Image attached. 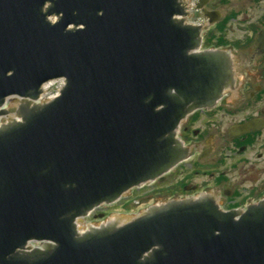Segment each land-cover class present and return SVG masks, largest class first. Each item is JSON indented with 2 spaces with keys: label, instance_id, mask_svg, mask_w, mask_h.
Listing matches in <instances>:
<instances>
[{
  "label": "water",
  "instance_id": "1",
  "mask_svg": "<svg viewBox=\"0 0 264 264\" xmlns=\"http://www.w3.org/2000/svg\"><path fill=\"white\" fill-rule=\"evenodd\" d=\"M176 14L178 0H0V107L23 99L0 108L23 119L0 126V264H264V198L244 212L165 199L77 234L79 216L163 180L182 120L232 82ZM56 77L61 94L31 106Z\"/></svg>",
  "mask_w": 264,
  "mask_h": 264
},
{
  "label": "flooded vegetation",
  "instance_id": "2",
  "mask_svg": "<svg viewBox=\"0 0 264 264\" xmlns=\"http://www.w3.org/2000/svg\"><path fill=\"white\" fill-rule=\"evenodd\" d=\"M182 19L200 29L195 52L225 54L232 82L182 121L185 155L164 178L166 198L204 197L241 212L264 198V0H195Z\"/></svg>",
  "mask_w": 264,
  "mask_h": 264
},
{
  "label": "rangeland",
  "instance_id": "3",
  "mask_svg": "<svg viewBox=\"0 0 264 264\" xmlns=\"http://www.w3.org/2000/svg\"><path fill=\"white\" fill-rule=\"evenodd\" d=\"M169 183V181L165 182L164 180L161 183H154L153 186H145L140 189H134L127 194V197L122 198L121 203L101 208L99 215L102 213L105 214V212L108 214H105L103 219H97L95 226H100L101 223L107 222L108 219H111L110 217L115 216V213H117L118 216H123V214L134 216L152 204L162 203L165 199H167L166 196L171 193L167 191L169 188ZM157 190L158 193H155Z\"/></svg>",
  "mask_w": 264,
  "mask_h": 264
},
{
  "label": "bare ground",
  "instance_id": "4",
  "mask_svg": "<svg viewBox=\"0 0 264 264\" xmlns=\"http://www.w3.org/2000/svg\"><path fill=\"white\" fill-rule=\"evenodd\" d=\"M106 224V223H105Z\"/></svg>",
  "mask_w": 264,
  "mask_h": 264
}]
</instances>
